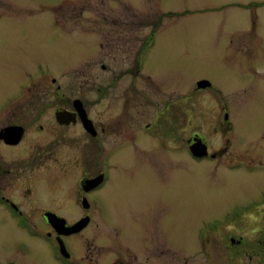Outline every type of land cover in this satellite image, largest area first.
Wrapping results in <instances>:
<instances>
[{"label": "rangeland", "instance_id": "obj_1", "mask_svg": "<svg viewBox=\"0 0 264 264\" xmlns=\"http://www.w3.org/2000/svg\"><path fill=\"white\" fill-rule=\"evenodd\" d=\"M252 1L263 0H0V95L22 88L24 70L27 74L41 64L93 110L117 99L122 104L124 89H130L129 121L136 127L158 123L153 137H158L157 143L146 146L151 135L143 132L142 160L122 161L120 176L105 186V191L113 186L106 206L112 230H120L125 239L140 235L139 242L137 238L128 246L137 256L135 264H211L209 258L217 264L214 256L226 253L220 238L227 230L238 227L237 233L248 234L261 226L263 209L241 215L216 229L200 253V220L253 201L264 188V167L227 169L220 159L193 160L183 141L200 129L212 147L223 145L214 129L218 101L229 109L233 146L241 163L264 154V7L255 8ZM213 5V10L206 9ZM99 30H111L114 39L126 42L101 48L99 42L107 35ZM139 50L136 73L130 57L135 60ZM201 80L210 88L197 89ZM47 87L54 86L47 81ZM100 88L109 90L101 98ZM135 88L144 94L138 105L132 98ZM188 116L192 122L187 124ZM166 126L172 133H166ZM133 152L130 145L121 149L123 154ZM129 179L136 191H129ZM145 220L154 222L157 234ZM3 222L0 216L4 258L55 264L50 246L42 250L36 240L19 234L9 237L12 231ZM92 232L95 244L105 242L102 227L94 226ZM150 232L156 237V257L147 252ZM101 250L110 262L121 256L131 260L133 255L118 239H110Z\"/></svg>", "mask_w": 264, "mask_h": 264}, {"label": "flooded vegetation", "instance_id": "obj_2", "mask_svg": "<svg viewBox=\"0 0 264 264\" xmlns=\"http://www.w3.org/2000/svg\"><path fill=\"white\" fill-rule=\"evenodd\" d=\"M252 4L261 9L264 0ZM214 8V5L206 7L211 10ZM83 11L81 9L79 13ZM98 32L107 35L99 42L101 48L126 42L121 41V38L114 39L111 30ZM141 55L142 51L139 50L135 60L130 57V60L135 61L136 73L140 70ZM39 65L36 64L27 74L24 70L22 88L11 89L0 95V216L4 219L3 224L12 231L9 237L19 234L28 240H36L42 250L50 246L51 259L55 264H135L137 256L128 246L140 235L135 238L132 233L126 237L129 239H125L120 230H112L106 219V206L111 203L113 186L110 185L107 191L105 186L113 176H120L122 161L136 159L139 163L142 160V133L146 132L149 137L151 135L150 139L146 138V146L154 144L158 140V137L156 140L153 138L157 133L154 126H158V123L150 121L144 127H136L133 121H129L131 115L127 108L130 89H124L122 104L117 99L114 103L107 102L100 110H93L87 100L63 87L62 79L55 76V71ZM101 68H105L104 63ZM114 77L117 79L119 76ZM47 81L54 87L48 89ZM195 87L205 90L210 85L201 80ZM97 90L102 93L100 98L109 91L107 88ZM134 92L132 98L138 105L144 94L136 88ZM217 98L220 101L219 95ZM215 109L218 121L214 129L222 135L223 145L212 147L200 129L192 130L190 136L183 138L185 151L190 158H210L218 162L220 159L226 162L227 169L244 165L249 171H255L264 167V154L241 163L242 157L233 146L234 124L229 109L225 103L218 101ZM191 122L188 116L186 123ZM169 127H165L166 133H172ZM128 145L134 147V152L121 153V149ZM135 186V182L129 179V191H136ZM229 208L222 215L200 220L198 226H201L196 232L200 253L207 247L208 237L218 232L216 229L225 227L241 215L259 208L264 210V188L259 190L253 201L250 199L236 203ZM258 221L261 226L248 234L237 233L238 227L236 231H226L220 238L226 253L225 256L222 253L214 256L217 264H264V213ZM145 223L152 224L150 229L156 233L154 222L145 220ZM94 226L104 229V243H94ZM251 233L254 234L250 236ZM155 238L150 232L148 240L151 244L147 252L152 257H156L157 253ZM110 239L124 243L126 250L133 254L131 260L121 256L110 262L101 250L109 246ZM169 240L173 246H180L171 238ZM139 241L140 238L137 239ZM137 244L140 246V243ZM173 246H169L170 249ZM3 255L4 252L2 254L0 251V264H21ZM209 260L215 264L213 259Z\"/></svg>", "mask_w": 264, "mask_h": 264}, {"label": "water", "instance_id": "obj_3", "mask_svg": "<svg viewBox=\"0 0 264 264\" xmlns=\"http://www.w3.org/2000/svg\"><path fill=\"white\" fill-rule=\"evenodd\" d=\"M72 227H70V231H71Z\"/></svg>", "mask_w": 264, "mask_h": 264}]
</instances>
